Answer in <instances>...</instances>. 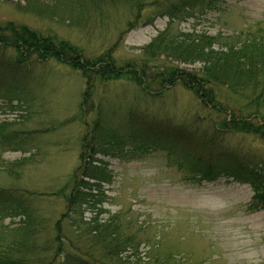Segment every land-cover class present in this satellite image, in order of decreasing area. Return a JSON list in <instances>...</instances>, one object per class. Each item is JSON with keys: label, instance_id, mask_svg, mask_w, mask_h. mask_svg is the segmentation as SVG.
<instances>
[{"label": "rangeland", "instance_id": "rangeland-1", "mask_svg": "<svg viewBox=\"0 0 264 264\" xmlns=\"http://www.w3.org/2000/svg\"><path fill=\"white\" fill-rule=\"evenodd\" d=\"M26 4V0H0V24L11 22L69 42L88 59L109 50L119 67L145 61L142 48L162 32L168 36L178 32L219 34L222 42L237 43L264 23V0H221L205 12L172 21L157 17L121 34L122 23L129 17L122 5L105 12L102 22L80 18L77 26L69 19L76 21L75 14L61 18L32 12ZM151 12L150 8L143 12L141 21ZM15 56L14 48L0 46V188L16 189L23 196L35 225L24 240V217L0 212V249L13 248L14 257L27 260L49 257L47 245L65 249L69 240L86 232L91 210L82 205L83 210L73 216L75 221L63 215L68 184L81 164L82 138L88 131L85 121L91 123L99 111L106 121L104 128L127 141V153L97 155L110 177L101 182L104 199L97 202L105 212L97 213L103 219L118 214L130 221L125 229L135 232L139 251L146 257L143 261L153 256L170 264H264V209H249L250 185L225 178L201 184L186 181L175 162L184 149H192L202 140L189 132L195 130L190 120L199 111L193 93L176 85L147 100L129 79H95L90 107L80 112L78 105L88 87L81 71L56 59L32 57L17 65ZM149 64L155 69L170 61L159 58ZM199 66L179 64L189 70ZM4 83L16 87L7 89ZM143 106L148 107V116L166 118L175 138L165 147L132 154L133 144L127 140L131 134L128 112ZM212 112H207V119L215 117ZM224 138L244 150L260 146L252 137L226 134ZM57 223L62 230L60 240H56ZM19 241L25 245H16Z\"/></svg>", "mask_w": 264, "mask_h": 264}, {"label": "trees", "instance_id": "trees-1", "mask_svg": "<svg viewBox=\"0 0 264 264\" xmlns=\"http://www.w3.org/2000/svg\"><path fill=\"white\" fill-rule=\"evenodd\" d=\"M26 1V9L32 12L61 15V18L75 14L76 21L71 17L69 19L77 26L80 18L102 22L105 12L125 6L129 17L122 23L121 34L139 25L150 24L157 17L167 16L172 21L195 12H205L221 0ZM148 8L152 12L142 22V14ZM0 46L16 50L13 61L17 65L33 60L32 57L40 61L56 59L73 70L81 71L88 87L83 91L78 105L80 112H87L90 107V87H93L92 81L95 79H129L140 87L147 100L160 97L165 90L176 85L184 87L195 95L199 105L195 120H190L191 128L195 130L189 132L202 140L194 148L184 149L175 161L183 171V179L201 184L225 178L227 181L248 184L253 190L249 209H264V23L256 33L248 32L247 37L237 43L222 42L219 34L178 32L168 36L162 32L142 48L145 61L127 63L125 67L115 64L109 50L97 58H84L80 50L69 42L41 35L11 22L0 24ZM159 58L169 60L170 64L155 69L149 66V61ZM179 64L200 66L197 70H189L179 67ZM3 85L7 89L15 86ZM141 108L128 112L127 127L131 134L127 140L129 138L133 144L129 153H146L157 146L172 144L175 133L170 131L166 118L150 117L146 114L148 107ZM209 110L213 111L215 117L206 118ZM103 120L106 123L98 111L91 123L85 121L88 131L82 138L81 164L71 177L65 198L67 210L63 218L75 221L73 216L81 211L82 205L91 210V218L85 223L86 232L75 241L69 240L65 249L47 245L45 250L49 257L42 255L27 260L23 256L14 257L12 247L10 250L0 249V264H170L164 260L158 261L153 256L147 258L148 263L142 260L146 257L139 251L140 242L136 241L135 232H126L125 228L130 225L128 219L122 220L118 214L105 219L100 217L105 212L97 204L104 199L100 184L110 177L105 163L97 155L114 157L127 153V141L118 132L105 129ZM198 120L201 121L200 126L197 125ZM179 128H183V125ZM167 130L169 133L165 134ZM226 134L252 137L260 146L244 150L239 145L228 144L224 138ZM98 210L101 213H97ZM0 212L7 216H23L24 240L29 237L35 225L34 214L16 189L0 188ZM61 231L57 223L56 240H60ZM15 244L24 246L25 241ZM132 257H135L134 260Z\"/></svg>", "mask_w": 264, "mask_h": 264}]
</instances>
